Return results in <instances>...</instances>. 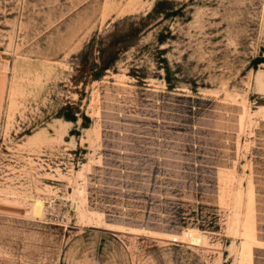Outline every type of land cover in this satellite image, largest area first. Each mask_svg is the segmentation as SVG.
I'll list each match as a JSON object with an SVG mask.
<instances>
[{
	"label": "rangeland",
	"instance_id": "obj_1",
	"mask_svg": "<svg viewBox=\"0 0 264 264\" xmlns=\"http://www.w3.org/2000/svg\"><path fill=\"white\" fill-rule=\"evenodd\" d=\"M0 264H264V0H0Z\"/></svg>",
	"mask_w": 264,
	"mask_h": 264
}]
</instances>
